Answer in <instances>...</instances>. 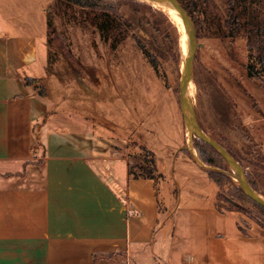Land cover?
<instances>
[{
	"label": "crops",
	"instance_id": "obj_1",
	"mask_svg": "<svg viewBox=\"0 0 264 264\" xmlns=\"http://www.w3.org/2000/svg\"><path fill=\"white\" fill-rule=\"evenodd\" d=\"M49 2L40 24L0 17V264H264V228L124 81L50 68ZM141 145L157 178L130 175Z\"/></svg>",
	"mask_w": 264,
	"mask_h": 264
},
{
	"label": "rangeland",
	"instance_id": "obj_2",
	"mask_svg": "<svg viewBox=\"0 0 264 264\" xmlns=\"http://www.w3.org/2000/svg\"><path fill=\"white\" fill-rule=\"evenodd\" d=\"M45 1L0 0V17L7 24H40ZM49 1L50 68L81 76L98 70L110 79L118 76L124 81L125 100L134 96V101L140 102L142 119L151 112L150 118L158 124L166 122V132L179 142L177 146L190 145L186 155L202 162L180 109L179 78L187 49L183 50L179 23L145 0L99 2L95 8ZM180 1L197 30L198 48L190 83L193 111L205 131L244 165L264 196V0ZM28 3L33 12L26 8ZM103 8L129 21L113 29L108 41L93 21L95 13H102ZM248 66L255 76L250 75ZM131 152V164L137 173L153 168L145 160L153 157L156 161L152 150L141 145ZM218 163L233 172L224 158ZM232 181L239 186L236 178ZM219 199L223 207L240 211L264 228L259 205L240 196L232 184L222 185Z\"/></svg>",
	"mask_w": 264,
	"mask_h": 264
},
{
	"label": "water",
	"instance_id": "obj_3",
	"mask_svg": "<svg viewBox=\"0 0 264 264\" xmlns=\"http://www.w3.org/2000/svg\"><path fill=\"white\" fill-rule=\"evenodd\" d=\"M128 1H144V0H128ZM167 3L174 6V8L180 14L185 26L189 31V55L186 59L184 65L181 68L180 78H179V91H180V109L183 117L184 124L187 128H190L192 135L201 139L203 142L211 146L216 150L232 168L233 172L231 175L239 181V186L243 192L250 197L254 202L264 208V196L256 191L249 182L247 172L244 165L216 138L211 136L205 131V129L200 124L194 111L190 112L189 109V87L188 82L192 74L193 63L198 48L197 42V30L195 23L186 9V7L181 3L180 0H164ZM192 77V76H191ZM190 148V145L186 146ZM198 160V159H197ZM200 163L204 164L200 160Z\"/></svg>",
	"mask_w": 264,
	"mask_h": 264
},
{
	"label": "trees",
	"instance_id": "obj_4",
	"mask_svg": "<svg viewBox=\"0 0 264 264\" xmlns=\"http://www.w3.org/2000/svg\"><path fill=\"white\" fill-rule=\"evenodd\" d=\"M105 3V4H113V3H119V0H56V3L58 4H62V5H67L71 4V5H79L82 7H86V8H95V5L97 3ZM133 3H136V1H131ZM51 7L48 8V15L50 13ZM102 13H95L94 15V24L97 26L98 30L101 32L102 34V38L105 41H108L109 39H111V31L113 29H116V27L120 26V24H128L129 21L127 19H125L124 17H121L120 15H118L116 12L110 10V9H102L101 10ZM189 12V11H188ZM116 13V14H115ZM48 24H50V20H49V16H48ZM258 43V39L255 40V44ZM115 47V44H114ZM49 58H50V54H49ZM51 59V58H50ZM153 64L155 67H157V63L155 61H153ZM249 67V73L252 76H255L256 74L252 71V69ZM27 82H31V79H27ZM195 146L199 152V157L202 160L203 163H205L206 165H209L210 167H206L207 171L209 172L210 176L218 183L219 187H220V191L222 188V185L224 183H230L232 184L235 189L238 191V194L240 196L245 195L246 197H248L243 190L241 189L240 186H238L237 184H235L232 181V175L231 173L225 171V169L218 163V161H222L223 157L216 151L214 150L211 146H209L208 144H206L205 142H203L201 139L195 137ZM145 160L147 162H150L152 164V169L149 170L148 172L145 173H137L135 171V169L133 168V166H130V175L132 177L138 178V177H143V178H157L159 176V173L157 172V167H156V161L155 158H145ZM138 167H141L140 165H138ZM217 168V169H215ZM248 179L250 184L252 185V187L260 192L258 190L257 184L255 182V179L253 178V176L249 173H247ZM220 196V193H219ZM250 200H252L250 197H248ZM253 201V200H252ZM222 207V206H221ZM261 211L264 213V208L262 206H260ZM227 209H232V208H227Z\"/></svg>",
	"mask_w": 264,
	"mask_h": 264
},
{
	"label": "bare ground",
	"instance_id": "obj_5",
	"mask_svg": "<svg viewBox=\"0 0 264 264\" xmlns=\"http://www.w3.org/2000/svg\"><path fill=\"white\" fill-rule=\"evenodd\" d=\"M145 1H149L151 3H154L155 5H158L159 9L164 14H166L168 17L176 20L179 23L180 29L182 31V36H183V39H182L183 40V50L185 51L187 49V52H186V59H187L188 55H189V31H188L187 27L184 26L185 24H184V22L180 16V14L178 13V11L174 8L173 5L167 3L164 0H145ZM191 81H192V77L190 76L189 82H188V87H189L188 102H189L190 112L193 113V106H192V103L190 100V83H191Z\"/></svg>",
	"mask_w": 264,
	"mask_h": 264
}]
</instances>
